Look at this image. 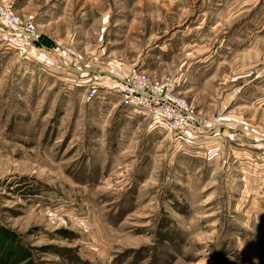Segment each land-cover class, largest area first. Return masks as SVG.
<instances>
[{"label": "rangeland", "instance_id": "rangeland-1", "mask_svg": "<svg viewBox=\"0 0 264 264\" xmlns=\"http://www.w3.org/2000/svg\"><path fill=\"white\" fill-rule=\"evenodd\" d=\"M5 1L58 53L0 42V264H264V0ZM132 69L252 134L190 154L95 83Z\"/></svg>", "mask_w": 264, "mask_h": 264}, {"label": "built area", "instance_id": "built-area-1", "mask_svg": "<svg viewBox=\"0 0 264 264\" xmlns=\"http://www.w3.org/2000/svg\"><path fill=\"white\" fill-rule=\"evenodd\" d=\"M35 14L19 12L9 1L0 0V42L20 51L29 58L53 52L52 47L40 45ZM115 89L119 102L144 114L153 129H162L176 135L194 130L200 120L194 105L177 90L178 78L173 75L151 76L140 69H132L119 79ZM98 86H90L86 98L92 99ZM203 125L215 129L221 123L217 113L202 120ZM201 123V122H200ZM213 137L216 132L209 133ZM192 135H195L192 132Z\"/></svg>", "mask_w": 264, "mask_h": 264}, {"label": "crops", "instance_id": "crops-1", "mask_svg": "<svg viewBox=\"0 0 264 264\" xmlns=\"http://www.w3.org/2000/svg\"><path fill=\"white\" fill-rule=\"evenodd\" d=\"M41 35H42V38H43L44 35L42 33H41ZM53 48L55 50V53H54L55 55L54 56H57L58 52H56L57 50H56L55 47H53ZM125 75H122V76L116 75L115 76V74H114L115 77L114 78L111 77L109 82L108 81L107 82H103V81L99 82L98 81V82H95V83L100 85V86L106 87V90H108L109 93L115 94V92H116L115 89H117V86L120 83L119 79L121 77L125 76ZM81 80L85 81V80H88V79H81ZM202 119L203 118H200V120L197 122L198 123L197 126L194 127L195 131H192V129H190L187 133L182 135L184 137V139H185L184 141L187 143V145H190V146L187 147L189 149V150L187 149L188 150L187 152H189L190 154H195V152H197V154H199V153L203 154V153H206V152L211 154V151H212L211 148H217V146H218V150H220L221 148L223 150L224 144L222 145V143L219 142V141L222 140V141L225 142L224 137L222 135H219L222 138H220L219 140L216 139L217 140L216 141L217 142V146L214 147L215 144L211 143V142H213V139H210L211 135L209 134L212 131H215L216 133L218 132V134L220 133V134H224V135H225V131H226V132L230 133L232 136L235 135L236 137H238L239 133H242L243 135L244 134L245 135L252 134V133H250V131H247V130L243 131V129L242 130L240 129L239 132L238 131L236 132V131H231V130H227V129L220 130L219 126H217L215 129H211L209 127L206 128L200 123L202 121ZM192 132H194L195 135H192ZM258 144H259V146L261 148H263V152H264V133H263V137H262V142L258 143ZM194 146H197V147H200V148L199 149H194Z\"/></svg>", "mask_w": 264, "mask_h": 264}, {"label": "trees", "instance_id": "trees-1", "mask_svg": "<svg viewBox=\"0 0 264 264\" xmlns=\"http://www.w3.org/2000/svg\"><path fill=\"white\" fill-rule=\"evenodd\" d=\"M42 41H43V40H42ZM42 41H41V39L39 38V42H38V43H39L40 45H44V44H46V43H43ZM45 46H46V47H50V45H47V44H46Z\"/></svg>", "mask_w": 264, "mask_h": 264}]
</instances>
